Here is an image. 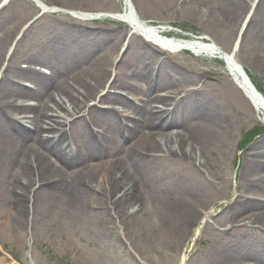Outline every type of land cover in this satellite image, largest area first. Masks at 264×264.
Returning a JSON list of instances; mask_svg holds the SVG:
<instances>
[{
  "label": "bare ground",
  "instance_id": "6f19581e",
  "mask_svg": "<svg viewBox=\"0 0 264 264\" xmlns=\"http://www.w3.org/2000/svg\"><path fill=\"white\" fill-rule=\"evenodd\" d=\"M82 1L99 4L103 3V6H106L110 2V0ZM262 1L263 0H260L259 2ZM172 5H175L176 10L181 9V7L184 6V12H186L187 17L193 19L203 29L208 30L210 23L213 22V20L215 21L217 17L220 18L222 23L227 25V28L233 26L238 21L240 14L245 7V1L181 0L179 3L173 1ZM128 17L130 18V16L127 15V18ZM257 23L259 26L260 21L258 20ZM129 24L134 23L131 22ZM113 35L114 34L111 32L104 33L102 31L97 32L86 29H82V31L70 30L64 38L58 37L56 38V41L55 39H51L47 45L48 51L46 52L45 58L48 59L47 62L54 70L53 77H39L32 74L31 72L21 70V73L24 76H27L28 78L33 79L34 82L38 83V89L34 92H31L29 89H22L20 93L35 94L36 97L41 99L44 98V96L47 97L46 102H38V106L35 107L38 112H33L32 121L36 122L37 124H39V122L45 123V116H48V118L53 119L56 121V123L58 122L61 123V126L63 125V116H68L69 111L63 100H59L54 97L56 93L63 95V97L72 107L73 111L80 110L84 106L83 100L87 101L89 99H94L99 87L101 88L100 81L105 75L106 65L108 66L111 64L113 58L110 57L115 54L114 49L116 48L118 36L116 37ZM168 43H170L173 47H177L179 45L175 42H167V44ZM189 43L193 49H205L210 52H217L219 50L216 48V44L214 42H210L209 44L206 43V41L191 39ZM3 53V48L0 44V56ZM152 56V53H147L144 58H138L135 60V62L139 65L137 70L138 76L142 81H145L148 84V86H146V93L148 95L167 87L164 84L167 83L166 79H168L167 77L162 76L160 81L155 79L150 74V65L148 64L147 60H150ZM15 57L16 52H13V54L10 56V62L8 63V66L1 73L3 75L0 81V93L19 92L17 88L13 87L14 85H11L4 80L5 73H9L10 71L16 72V66H14L12 62V59ZM245 61L248 63V65L259 66L262 64L261 62L264 61V57L256 55L248 56ZM163 63L164 62L161 61V64ZM165 63L166 64L163 65L164 68L169 67L174 71L176 70L178 75L183 74L186 76L182 70L175 66L173 67V65L167 61ZM235 65L241 67L240 64L236 62V60ZM84 70L86 73L89 72L90 77L95 79V82H93L91 85L86 79L80 76L78 78L77 76H74V74ZM241 71L243 72V68H241ZM69 77H71L73 84L67 81ZM220 79L218 78V80ZM214 80L217 82L215 78ZM202 83H205L204 79H202ZM112 84L119 85L120 82L113 81ZM170 98H174V95L163 94L160 97L152 95L151 102H157V100L164 102ZM118 100L124 105L133 106L138 113L142 112L143 110L145 111V106L141 105L140 103L135 104L126 97L118 98ZM255 102L257 104L264 105L263 98L256 97ZM175 103L181 104L187 109V115L185 118L169 119L162 111H156L153 109L150 110L149 113L142 112L140 120H130L126 127H122V125L119 124L117 114L114 111L102 110L94 107L92 110L95 113L107 115L105 119H103L102 116L101 118L107 124L111 132L109 137L103 138L97 142L106 141L107 144H114L116 138L119 137L120 139H124L123 152L126 150L124 154L126 161H134L135 165H139L140 167H146L144 165V161H147V164H149L148 161L150 164H152L151 162L156 163L155 160L162 161L167 158H177L185 164L190 165L196 171L203 172L206 167H210L212 165V161L215 159L213 158L215 154V145L213 144L218 133L221 131L222 124H225L227 121L220 108L214 102L206 106V101L196 96L195 92L187 93L181 100H176ZM15 107L16 106H11L8 107V109L14 110ZM233 108L234 106H232V110ZM87 121L88 120L85 117H81L74 121L75 125L79 129V139L83 148L81 151H76L74 154L66 151L65 146L61 145L62 135L59 130L56 131L59 135L54 141L42 139L40 137L37 140L39 145L47 148L52 156L62 163H74L77 165V163H82L83 161L82 169L78 173L70 175L64 174L55 168L53 165L54 163L35 152L32 145L27 148L24 146L23 148L26 149V153H22L21 148L23 145H25L23 144V141L28 136L27 130L14 122L5 121L0 118V179L7 177L6 169L9 163H17V174L15 178L13 177L14 179L12 178L11 180L17 185L19 190L18 194H16L15 201H13V210L15 215L14 221L17 219L15 222L16 227H18L20 224L19 220L23 213V207L25 209V200H23V195L26 193L27 187L31 184L30 177H34L30 162L32 163L33 167H35L36 174L39 178H45V176L54 177L57 175L59 180L58 183L64 182L67 184L68 188H70V192L66 198H70L69 200L72 205L80 206L81 209L86 208V206L88 208L94 206V208L98 210L99 213L103 212L104 208L108 210L109 207L111 210H115L116 216L119 219L122 218L126 213L127 215L134 216L136 210H133L132 208L134 207L135 203L134 194L137 183L132 178V175L128 173L125 162L121 161L119 167H117V165L110 166L108 164L105 166H100L97 164L88 166L84 164V161H93L97 159L98 156L105 155L110 150L108 147L94 143L96 141L93 140L91 134H82V131L86 129L85 125ZM193 123L195 124V127L191 130L190 128L192 127ZM8 126H13L15 128V134L21 136L22 138L16 140L15 134L9 132ZM171 129L174 131H171ZM144 130L147 131V135L143 137L144 139H141L137 136V132H142ZM112 138L114 139L113 142ZM191 139H193L192 143L200 142V144L196 145L200 153L194 152L191 148H189L190 150L186 149L187 144L191 145ZM130 141L132 142L130 145H128L127 143ZM257 146L256 152L264 156V141L257 143ZM147 148L154 150L152 152L159 153L160 155L155 159H146L141 155V152L145 151ZM246 160L248 161V165L254 169L264 166L255 164L251 162L250 159ZM188 165L183 166L186 169H190V166ZM84 177L88 178V180L96 182L98 189L101 193H103L102 197L80 185V181L81 179H85ZM262 178V191L259 196H256L252 192L251 189H253V185H245L247 190L246 196L237 201V205L235 207L237 211H244L249 206H263L260 202L262 201V197H264V175ZM145 181L146 178L144 182ZM128 183H130V186L127 189H124ZM42 189V196H37L36 200L44 204V197L46 198V196H50L52 194L48 190L47 185L42 187ZM121 190L123 191L121 192ZM187 193L190 195L189 197H183L179 199L175 198L170 200L167 203L168 209H174L181 212L182 210H192L195 205L193 200L200 199L202 194L200 195L199 192L194 193V191H188ZM182 201L184 202L183 204ZM163 208L165 209V204ZM193 217L194 212L191 216L190 214L188 215V218L185 220L184 224L191 223ZM254 219L264 220V215L261 217L258 215ZM127 222L128 221H125V223ZM8 230L13 232L12 229Z\"/></svg>",
  "mask_w": 264,
  "mask_h": 264
},
{
  "label": "rangeland",
  "instance_id": "374dc122",
  "mask_svg": "<svg viewBox=\"0 0 264 264\" xmlns=\"http://www.w3.org/2000/svg\"><path fill=\"white\" fill-rule=\"evenodd\" d=\"M27 1L31 2V4H36L34 0ZM51 1L57 5H64L72 9H85L91 12L101 10L115 11L121 10L122 7V0H116L115 3L111 2L106 6H103V3H90L82 0ZM129 1L140 18L161 19L164 23L174 26L178 33H183L179 30V28H183L184 31L187 32L186 34H207L213 41L219 43L218 45L224 50L229 49L238 24L237 22L233 26L227 28V25L222 23L220 18L217 17L215 21L213 20V22L210 23L208 30H205L193 19L187 17L186 12H184V6H182L181 9L176 10L175 5H172L173 1L179 3L181 0ZM25 6V0H13L11 5L5 9V17L2 15L3 23L0 26V31H6L0 38L1 46L5 44L11 30H14L19 24H22L25 19H31L33 15H35L36 12L31 13L32 5ZM55 17L56 16L49 14L42 19L45 20L43 25L44 30L46 29L45 31L50 32L53 28L59 31L62 25H69L70 20L75 21L64 14ZM52 22L61 26L53 24ZM86 24L91 28L104 29L115 34L119 33L124 28L122 23L111 22L106 18H102L98 21H90ZM250 32L249 35H252V29H250ZM58 35L64 37L65 33L62 32ZM246 47L248 48V45H246ZM128 50L127 52L131 55L133 49L129 48ZM240 55L243 56L241 59L244 60L247 54H243L241 51L239 53V56ZM176 58L179 60L180 56H176ZM128 59L130 60V58ZM192 59L193 60H191L190 63L195 67L216 71L220 76H223V73H225V70L223 69L224 65L221 61L195 57ZM123 66L126 67L128 65L123 64ZM251 69L252 70L250 71L247 70L252 77L251 80L255 83V86L259 91L264 93V65L258 67L252 66ZM214 89L215 87H213V90ZM217 91L223 96H227V98L229 97L228 88L224 85L223 88L218 87L216 92H213L212 90L209 91L210 97L214 98L219 94ZM237 104L238 106H241L242 101H237ZM250 121H254L250 106H242L239 109V112L230 117L228 121V126L230 125L229 130L224 136L219 135V137H217L218 141L214 143L218 148L215 152V159L218 160L215 161V169H205V174H215V181L217 177H220L222 180L223 176L219 174L222 170L227 172L228 165L230 169L232 161L237 157L235 143L239 140L240 134L243 130L250 124ZM243 154L244 151L241 153V162H243ZM172 163L175 164L171 165ZM225 163H227L226 166H224ZM10 169H13V167L10 166L9 170ZM137 170L138 169H134V166L130 169L131 174L134 176L133 179L135 178V181H137L136 183L140 186L137 190H139V193H143L142 190H147L148 187L146 186L149 183L150 186L154 184L155 188L153 187V189L156 191V193H154L156 194L155 199L157 198L158 200V207H156V201L153 200L151 210L144 209L141 212L135 213L134 216L127 215L126 213L119 219L112 212H103L100 214L91 211L87 206L84 209H81V207L77 205L74 206L70 203L69 197H64V194L66 193H61L59 197L51 200L52 205L50 206V209L45 208L44 215L35 214V216H33L35 234L37 237L34 244L41 245L42 243L40 242H43L45 247L49 249V251L45 252V250H38L37 247H35L37 254L39 255L41 253L39 263L137 264L133 260L132 263L129 259L128 254H132L142 264H178L180 259L179 256L182 255L186 246L191 242V227H193L194 221L192 220V223L190 224H184L187 211L182 210L181 212L174 209L169 210L167 203H165V209L162 210V205L160 206V204H162V197L158 196L159 189L161 187H168L166 186L167 183H170L173 187L183 188L184 191L196 187L199 189V193L202 194L201 198L195 201L196 207L200 208L201 206L203 207V203L207 204V197H209L213 185L206 184L202 181L205 177H200L193 170L188 169L187 171L185 170L186 172L184 173L179 169L177 161H167L164 166L156 164L155 168L148 172L147 177H149V179L145 182V178L142 177L145 171H140L142 175H138L136 172ZM84 178L85 179H81L80 185L86 186L89 184L93 187H98L95 181L88 180L86 177ZM223 185L224 183L221 181L219 186ZM221 192L222 191L220 190L219 193ZM184 196H186V194H183L182 197ZM2 197H4V192L0 191V199ZM138 197L140 196L137 195L136 192L134 198L135 202ZM176 197L177 199L181 197L178 196V192ZM49 203L50 201L48 199L45 204L48 205ZM183 203L184 202L182 201V204ZM134 208L136 209V204L134 205ZM7 210L6 203H1L0 219H5L10 215V212ZM188 211L192 213L191 210ZM199 211H201V208L197 211V214L194 215L196 218ZM23 215L24 211L20 218L21 220H23ZM195 217L193 219H195ZM16 221L17 220L13 221L12 219L7 224V227H0L4 228L0 231V242L4 248L1 250V254H3L7 260L8 257L13 256L14 259H23L21 264H27V259L24 257L27 250V234H25V229L22 227L18 232H13V234L8 230L16 227V224H14ZM125 221L128 222L125 223ZM22 223L23 221H20L19 225ZM249 232L251 231L248 229H239V234H243L245 237L249 236ZM229 263H234V258L231 257ZM213 264L228 263L219 261Z\"/></svg>",
  "mask_w": 264,
  "mask_h": 264
}]
</instances>
